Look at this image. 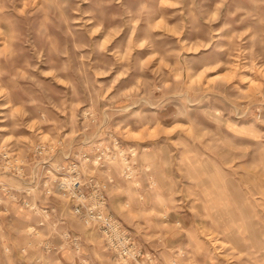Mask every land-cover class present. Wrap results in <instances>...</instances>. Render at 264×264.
Listing matches in <instances>:
<instances>
[{
	"label": "clouds",
	"instance_id": "9594fccd",
	"mask_svg": "<svg viewBox=\"0 0 264 264\" xmlns=\"http://www.w3.org/2000/svg\"><path fill=\"white\" fill-rule=\"evenodd\" d=\"M201 2L0 0V80L16 85L0 84V192L23 183L32 200L19 213L48 224L0 229V264H264V0ZM173 20L198 40L133 54ZM49 146L71 149L94 189L81 202L103 201L128 253L102 260L83 220L81 243L51 244L59 233L37 201L52 193L32 186ZM16 208L0 199V218Z\"/></svg>",
	"mask_w": 264,
	"mask_h": 264
},
{
	"label": "built area",
	"instance_id": "2783aa9c",
	"mask_svg": "<svg viewBox=\"0 0 264 264\" xmlns=\"http://www.w3.org/2000/svg\"><path fill=\"white\" fill-rule=\"evenodd\" d=\"M48 151L55 156V159H50V157L43 155L40 150H37L38 154L35 155L34 167L32 168V173L36 179L32 186L40 190L44 189L47 184V189H50L52 193L46 197L45 203L41 204L40 201H37V207L49 216L59 233V235L54 233L53 237L50 238L51 244L55 246L68 241L71 247H75V244L81 243L77 239L81 237L80 233L70 226V220L76 222L83 220L91 222L88 230L99 235L111 261L119 259L124 253H128L129 249L133 248V244L128 238L126 228L108 212L103 201L92 197L96 206L88 204L87 207L81 202L82 200L86 201L94 189L91 184L79 183L77 179L79 172L74 170V163L70 155L71 149L61 154L60 149L49 146ZM53 164H55V171H51ZM20 167L23 168V165ZM49 171H51L54 179L50 180L47 176L41 177L42 172L47 173ZM74 181L76 182L74 183ZM23 187V183H18L15 187L5 188L3 192H0V199L15 198L16 204L23 208L26 201L30 203L32 200V197L23 190ZM33 218V222L29 223L28 226L35 225L37 230L48 227L47 222L39 223L40 220L44 219L43 216ZM57 219L63 222L56 223Z\"/></svg>",
	"mask_w": 264,
	"mask_h": 264
},
{
	"label": "rangeland",
	"instance_id": "374dc122",
	"mask_svg": "<svg viewBox=\"0 0 264 264\" xmlns=\"http://www.w3.org/2000/svg\"><path fill=\"white\" fill-rule=\"evenodd\" d=\"M216 0H202L200 3V7L203 9H208L210 7H214ZM123 5L129 9H131L133 12L137 11L139 8V0H123ZM120 5H112L108 8V11L115 12V11H121ZM147 19V18H146ZM219 24V22H217ZM175 21L168 22L166 24H162L159 28H155L153 26V33L152 35L157 37L156 39H149L148 45L144 47L143 49L137 48L133 54L139 53L142 57H147V55L151 52L152 49L157 50H171L174 47H178L177 41L179 40L182 43L187 42L189 46H191L194 42L198 40L199 34L195 30L194 25H189L187 28H185L184 33L181 36L175 35V28H174ZM148 28L147 22H142L138 26V30L136 32V36L143 40L146 35V30ZM131 35V31L129 29L125 30V38L123 41L120 40L118 37L116 41H113L114 44L117 46H120L121 43H123L125 46L127 44V36ZM227 41H224L226 43ZM183 55V54H182ZM188 55H191L189 53ZM0 84H3L4 86H9L12 84L11 81H9L7 78H4L3 80H0ZM20 87L25 86L24 81L19 82ZM13 87H15V84H12ZM9 123V122H6ZM28 130H23L22 134L27 135ZM5 135H8V133H5ZM19 208L13 209L9 214L3 218H0V229H2L5 233L11 232L12 229H21L27 225L25 214L19 213ZM72 226L79 231V225L76 223H72ZM90 237L89 239L92 241V243L89 245L90 248L94 247V250L97 255L101 257L102 260L110 262L109 261V255L106 253V250L103 247V243L99 237V235L93 231H90ZM80 236L81 232L79 231ZM15 235V233H13Z\"/></svg>",
	"mask_w": 264,
	"mask_h": 264
},
{
	"label": "crops",
	"instance_id": "0c3cea01",
	"mask_svg": "<svg viewBox=\"0 0 264 264\" xmlns=\"http://www.w3.org/2000/svg\"><path fill=\"white\" fill-rule=\"evenodd\" d=\"M25 214V213H24ZM33 217L31 218V219H26V221H28L27 222V225L29 224V223H31V222H33ZM72 223H76V224H78L76 221H74V220H70V226L75 230V231H77L73 226H72ZM26 225V224H25ZM78 233H79V231H77ZM106 253L108 254V252L106 251ZM109 255V254H108ZM109 261L111 262V260H110V256H109Z\"/></svg>",
	"mask_w": 264,
	"mask_h": 264
}]
</instances>
